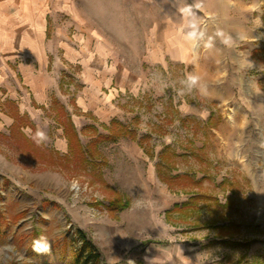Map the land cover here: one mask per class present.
<instances>
[{
  "label": "rangeland",
  "instance_id": "374dc122",
  "mask_svg": "<svg viewBox=\"0 0 264 264\" xmlns=\"http://www.w3.org/2000/svg\"><path fill=\"white\" fill-rule=\"evenodd\" d=\"M93 5L85 25L99 27L118 46L107 55V68L117 74L112 81L101 77L99 104L80 103L89 84L79 63H66L49 107L20 112L0 98V122L4 114L13 120L0 127V264H75L78 229L101 252L98 264L264 262V0H233L226 21L195 9L203 39L186 49L170 43L164 64L146 58L145 13L152 10L139 1L105 0L97 17ZM169 15L170 24L180 23L173 9ZM64 19L79 47L80 24ZM188 75L199 77L191 91L183 83ZM15 120L21 127L14 136ZM70 122L93 151L88 163L70 150L64 131ZM37 131L46 137L39 143ZM167 151L175 163L171 174L203 182L186 179L171 189L159 173ZM198 188L221 202L235 199L232 215L241 227L233 239L194 224L208 218L207 208L198 218L166 215ZM113 190L129 201L126 208L111 209ZM40 234L51 242L50 254L32 251Z\"/></svg>",
  "mask_w": 264,
  "mask_h": 264
},
{
  "label": "crops",
  "instance_id": "0c3cea01",
  "mask_svg": "<svg viewBox=\"0 0 264 264\" xmlns=\"http://www.w3.org/2000/svg\"><path fill=\"white\" fill-rule=\"evenodd\" d=\"M128 1L134 6L137 1L142 2L146 10H152L145 13V48L146 58L155 64H164L170 43L177 49L192 47L193 42L183 39L186 33L184 18L191 15L181 10L189 5L194 12L197 8L207 9L206 13L219 21H226L233 14V0H213L215 9H212V0ZM94 2L97 4L96 16H102L105 0H0L1 100L4 99L7 105L14 101L20 112L32 113L42 105L49 107L53 92L57 94L58 78L67 67L66 63H79L83 68V81L89 84L80 103L86 109L99 104L102 78L109 75L112 81L113 75L117 74L116 68H107V55L118 46L106 40L99 27L94 29L85 25L89 24L90 7ZM170 9L181 18L180 23L170 24ZM67 16L80 24V32L75 34L81 42L79 47L73 44L68 21H63ZM214 40L219 41V37ZM121 72L128 74L127 70ZM7 105L3 104L2 108ZM11 121V117L4 114L0 127Z\"/></svg>",
  "mask_w": 264,
  "mask_h": 264
},
{
  "label": "trees",
  "instance_id": "16d2710c",
  "mask_svg": "<svg viewBox=\"0 0 264 264\" xmlns=\"http://www.w3.org/2000/svg\"><path fill=\"white\" fill-rule=\"evenodd\" d=\"M20 116V115H19ZM19 119V118H18ZM115 124V121H111L110 125ZM13 127H11L12 134L16 135V130L20 131V123L18 120H15L12 124ZM64 131L66 135L68 136L69 140V147L70 150L73 152V155H77L80 157L82 162H90L89 158H91V155L93 153L92 150L87 151L85 146L83 145L79 133L77 132L76 128L74 127V124L72 122L68 123L67 126L64 127ZM24 140L27 141L29 144H33L32 138L27 135H23ZM97 137L104 138L108 137L104 134H99ZM96 147V146H95ZM94 147V148H95ZM37 148V147H36ZM41 149V148H37ZM46 149V148H44ZM94 150V149H93ZM45 152V150H42ZM58 151H54L52 154H49V157L53 154H57ZM54 155V157H56ZM56 159V158H54ZM162 159V165L160 168V177L161 179L166 182L171 189H175L178 186L183 187L185 186L186 179H188L191 184L194 185H200L205 178L196 179L195 177H191L184 173L180 172L177 174H171L172 173V167L175 164L172 160L171 153L170 152H164L161 156ZM168 166L169 169H167V172L163 171V165ZM163 167V168H162ZM171 168V169H170ZM208 174L205 173L203 177H207ZM103 183L106 186H109V184L104 180V178H101ZM198 188L197 191L192 192L190 197L182 202V203H175L172 208L168 209L166 211V215L171 217L174 212H180V214H185L187 216H192L198 218L200 215V211L204 208L209 209V216L207 219L203 220V223L201 224V220L196 219L194 222L195 225L200 227H207L211 228L216 231V234L219 237H225L230 236L229 239H233L232 235L234 234V231L239 229L240 223L236 222L234 220L232 215V208L235 203V199L232 196H227V199L225 202H221L220 199H218L215 195L208 194L206 192H202ZM114 191V197L110 199V207L114 211L121 210L123 208H126L129 205V201L124 200V196L119 194L116 190ZM198 216V217H197ZM78 236H80L82 243L79 248L75 251V264H98L101 261V252L96 248L94 245L92 239L86 236V233L82 229L77 230ZM260 264H264V262H261Z\"/></svg>",
  "mask_w": 264,
  "mask_h": 264
},
{
  "label": "clouds",
  "instance_id": "9594fccd",
  "mask_svg": "<svg viewBox=\"0 0 264 264\" xmlns=\"http://www.w3.org/2000/svg\"><path fill=\"white\" fill-rule=\"evenodd\" d=\"M183 12H188L191 15V19L187 20L185 27L189 29L184 36L183 39L188 42H194L199 39H203V32L200 31L199 25L196 19V13L192 11V6L189 5L186 9L181 10ZM199 77L194 75H188L186 80L183 83L186 84L187 89L191 91L198 84ZM45 134L41 131H37L33 139L37 141V143L43 141L45 139ZM52 249V244L49 241L48 237L44 234L38 235L32 241V251L36 252L38 255L41 254H50Z\"/></svg>",
  "mask_w": 264,
  "mask_h": 264
}]
</instances>
